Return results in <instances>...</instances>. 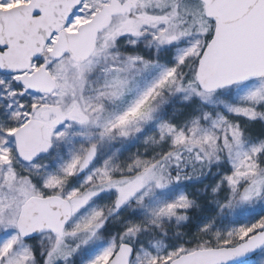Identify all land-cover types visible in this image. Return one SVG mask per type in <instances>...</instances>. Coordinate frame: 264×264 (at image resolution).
Wrapping results in <instances>:
<instances>
[{"label": "snow or ice", "instance_id": "snow-or-ice-1", "mask_svg": "<svg viewBox=\"0 0 264 264\" xmlns=\"http://www.w3.org/2000/svg\"><path fill=\"white\" fill-rule=\"evenodd\" d=\"M241 261L264 0H0V264Z\"/></svg>", "mask_w": 264, "mask_h": 264}, {"label": "rangeland", "instance_id": "rangeland-1", "mask_svg": "<svg viewBox=\"0 0 264 264\" xmlns=\"http://www.w3.org/2000/svg\"><path fill=\"white\" fill-rule=\"evenodd\" d=\"M240 222L243 223V222H247V217L245 216H241L240 218ZM243 264V263H242Z\"/></svg>", "mask_w": 264, "mask_h": 264}, {"label": "water", "instance_id": "water-1", "mask_svg": "<svg viewBox=\"0 0 264 264\" xmlns=\"http://www.w3.org/2000/svg\"><path fill=\"white\" fill-rule=\"evenodd\" d=\"M240 263H243L242 261L241 262H238V264H240Z\"/></svg>", "mask_w": 264, "mask_h": 264}]
</instances>
